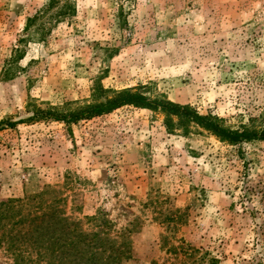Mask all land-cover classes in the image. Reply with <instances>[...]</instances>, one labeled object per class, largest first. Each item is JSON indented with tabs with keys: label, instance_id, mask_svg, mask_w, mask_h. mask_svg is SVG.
<instances>
[{
	"label": "rangeland",
	"instance_id": "1",
	"mask_svg": "<svg viewBox=\"0 0 264 264\" xmlns=\"http://www.w3.org/2000/svg\"><path fill=\"white\" fill-rule=\"evenodd\" d=\"M138 86L263 127L264 0H0V264L6 206L28 198L24 214L51 203L86 231L106 219L130 249L120 264H264V141L168 132L134 106L30 119Z\"/></svg>",
	"mask_w": 264,
	"mask_h": 264
},
{
	"label": "trees",
	"instance_id": "2",
	"mask_svg": "<svg viewBox=\"0 0 264 264\" xmlns=\"http://www.w3.org/2000/svg\"><path fill=\"white\" fill-rule=\"evenodd\" d=\"M95 93L106 96L93 103L81 104L67 112H60L52 107L37 108L30 119L77 123L123 106H134L162 113L168 132L175 129H183L185 132L190 126L196 125L229 144L264 141V126L256 128L243 124L239 128H231L217 115L199 114L191 105L171 101L163 94L150 96L145 87L120 90L101 88ZM7 123L14 125L16 122ZM31 200L28 198L26 201ZM26 201L16 202L17 206L16 203H8L10 206H6L15 208L16 211L8 218H17L14 226L8 227L2 233V238L7 237L4 250L13 257L14 264H28L27 260L35 263L43 260L46 264H120L129 257L130 249L118 242L117 235L110 234L106 219L97 215L87 217L94 228L92 231H86L80 220L68 217L61 209L50 205L51 203L46 204L48 209L38 206L39 210L33 209L24 214V204L28 203ZM48 217L51 221L47 222ZM23 224L27 226L16 230L17 226ZM33 253L35 257L32 259Z\"/></svg>",
	"mask_w": 264,
	"mask_h": 264
}]
</instances>
